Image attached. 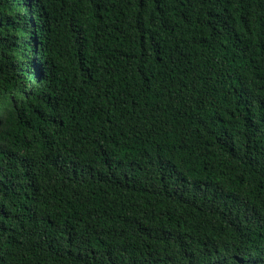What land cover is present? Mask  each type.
<instances>
[{
	"label": "trees",
	"instance_id": "16d2710c",
	"mask_svg": "<svg viewBox=\"0 0 264 264\" xmlns=\"http://www.w3.org/2000/svg\"><path fill=\"white\" fill-rule=\"evenodd\" d=\"M0 264H264V0H0Z\"/></svg>",
	"mask_w": 264,
	"mask_h": 264
}]
</instances>
